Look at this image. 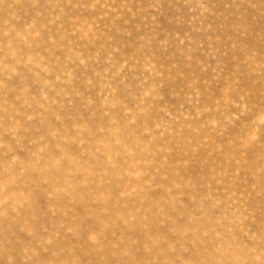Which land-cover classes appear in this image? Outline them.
<instances>
[{"label":"rangeland","instance_id":"obj_1","mask_svg":"<svg viewBox=\"0 0 264 264\" xmlns=\"http://www.w3.org/2000/svg\"><path fill=\"white\" fill-rule=\"evenodd\" d=\"M29 263L264 264V0H0V264Z\"/></svg>","mask_w":264,"mask_h":264},{"label":"bare ground","instance_id":"obj_2","mask_svg":"<svg viewBox=\"0 0 264 264\" xmlns=\"http://www.w3.org/2000/svg\"><path fill=\"white\" fill-rule=\"evenodd\" d=\"M111 191V190H110ZM85 193H87L88 194V191H86ZM84 195H86V194H84ZM79 197L77 198V200L78 201H81L82 200V194H80V195H78ZM76 199V198H75ZM55 207V206H54ZM57 209V208H56ZM59 209V208H58ZM52 210H53V207H52ZM57 217V216H56ZM61 217V216H60ZM79 218V217H78ZM68 248V247H67ZM107 251V250H106ZM71 253V252H70ZM107 253V252H106ZM73 257V256H72ZM37 263V262H36ZM30 264V263H29ZM33 264V263H32ZM44 264V263H43Z\"/></svg>","mask_w":264,"mask_h":264}]
</instances>
